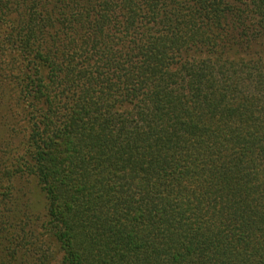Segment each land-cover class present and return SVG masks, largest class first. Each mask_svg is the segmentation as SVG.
Wrapping results in <instances>:
<instances>
[{
    "label": "trees",
    "instance_id": "16d2710c",
    "mask_svg": "<svg viewBox=\"0 0 264 264\" xmlns=\"http://www.w3.org/2000/svg\"><path fill=\"white\" fill-rule=\"evenodd\" d=\"M0 264H264V0H0Z\"/></svg>",
    "mask_w": 264,
    "mask_h": 264
}]
</instances>
